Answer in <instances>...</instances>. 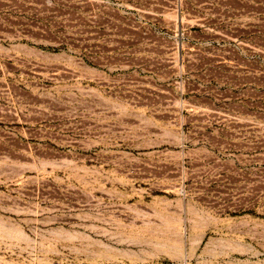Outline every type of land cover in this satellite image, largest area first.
Wrapping results in <instances>:
<instances>
[{"label":"rangeland","instance_id":"1","mask_svg":"<svg viewBox=\"0 0 264 264\" xmlns=\"http://www.w3.org/2000/svg\"><path fill=\"white\" fill-rule=\"evenodd\" d=\"M0 264H264V0H0Z\"/></svg>","mask_w":264,"mask_h":264}]
</instances>
